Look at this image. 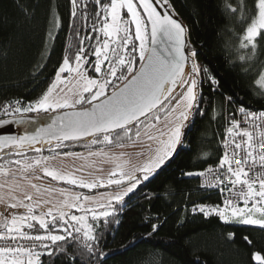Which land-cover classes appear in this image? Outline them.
Wrapping results in <instances>:
<instances>
[{"label": "trees", "instance_id": "obj_1", "mask_svg": "<svg viewBox=\"0 0 264 264\" xmlns=\"http://www.w3.org/2000/svg\"><path fill=\"white\" fill-rule=\"evenodd\" d=\"M253 4L254 0H168L169 10L188 31V48L197 53L196 62L206 67L219 85L211 86L201 73L199 112L194 109L183 146L154 177L113 205L116 211L108 223L94 225L99 248L91 257L85 245L92 242L81 233L74 234L79 238L71 246L65 241H50V246L34 252L39 253V264H258L253 257L256 253L264 256V228L238 220L225 223L218 217L207 219L191 212L197 205L219 204L218 196L200 188L195 175L220 162L229 122L240 108L264 110V91L257 86L264 71V42H258L252 51L241 47L239 39ZM228 6L245 11L233 15ZM76 8L73 17L72 0H0V111L7 106L12 109L10 116L0 120L37 116L15 112L16 102L21 108L34 104L50 87L63 59L67 56L74 61L81 41L85 51L97 44L85 37L102 36L90 31L92 15L99 6L94 0H76ZM82 12L88 14L86 21ZM88 65V75L98 77ZM65 144L69 145L66 149L3 150L0 169L21 168L16 160L33 163L56 152L61 155L63 151L102 148L81 147L79 142ZM5 217L10 218L5 214L0 221V236H19L3 232L8 223ZM37 228L24 225L23 231L29 235L46 233L44 229L37 232ZM47 234L65 235L61 228H52Z\"/></svg>", "mask_w": 264, "mask_h": 264}, {"label": "snow or ice", "instance_id": "obj_2", "mask_svg": "<svg viewBox=\"0 0 264 264\" xmlns=\"http://www.w3.org/2000/svg\"><path fill=\"white\" fill-rule=\"evenodd\" d=\"M94 2L99 6V11L92 15L93 24L90 31L102 33V36H87L85 39H95L97 44L90 45L89 51H85L84 41H81V47L75 53L74 61H70L67 56L63 59L56 72L55 81L43 96L27 107L14 108L17 113L55 112L52 123L46 128H39L32 135L0 138V144L23 148L25 144L31 146L43 141L52 145L55 141L53 149H66L69 145L64 142L77 143L85 140L90 145L120 144L123 146L125 140L131 141L134 138L138 140L142 135L147 136L150 141L156 140L157 137L153 136L148 129H155L163 120L164 124L159 131V143L155 148L154 157L131 171L125 170L122 164H116L107 176L106 185L125 190L114 191L109 196L102 197L100 201L94 200L92 196L76 193L68 194L62 203L48 207L40 206L39 202L35 205L31 203L25 205L22 202L11 203L9 205L11 208L25 207L28 215L20 217L22 222L20 226H17V219L13 217V227L6 226L7 232L9 234L15 232L21 240L32 243L29 246L17 244L15 247H0V264H38L39 253H34L32 249L40 246L46 248L44 241H51L53 244L65 241L71 246L79 238L74 234L81 233L85 240L92 242L85 245L91 257L99 248V237L95 233L94 225L101 221L108 223V218L116 211L113 201L122 202L124 196L131 193L140 183V176L135 173H142L143 179L147 180L149 175L172 155L177 145H182V128L185 127V122L193 109L199 112L202 84L199 79L200 74L203 73L207 77L211 86L219 85L206 67L202 68L196 63L197 53L194 50L186 55V36L182 25L170 14L158 10V5L170 7L168 0H106V2L94 0ZM72 4L71 15L75 17L77 15L76 0H72ZM84 7L87 8V5ZM228 8L233 15L238 11H245L242 7L228 6ZM81 16L85 21L88 19L87 12H82ZM97 24L100 27H97ZM79 31L76 29L75 33L79 35ZM49 36L51 38V32ZM239 39L241 47L252 51H255L258 42H264V0H254L253 7L248 13L247 27ZM189 60L191 64L186 70ZM88 64L92 65L94 74L103 71V75L88 76L87 69L84 67ZM62 74L65 75L62 76ZM73 74H75V84L68 87L65 81ZM261 78H264V74ZM226 99L231 102L232 98ZM16 103L19 104L18 101ZM65 109L67 111L57 112V110ZM241 111L244 110L241 109ZM5 112L7 113L8 109ZM177 112L179 114L174 119L168 120L170 115ZM245 120L253 128L257 127V121L260 127H264V112L259 115L247 112ZM10 122L0 121L4 124ZM226 132L225 148L229 147L228 141L231 140L233 150L231 153L225 151L220 159L219 168L226 169L228 177H234L231 181L233 186L240 184L246 188L233 195L242 196L246 206L249 201L252 205L246 212L238 207L232 208L231 217H241L244 224L264 226V172H258L249 177L243 165L235 168L232 166V161L239 159L241 152L245 153L243 156L245 164L250 158L255 159L254 150L264 148V132L260 134V139L257 141L254 139L253 132L242 128L241 123L234 117ZM237 138L240 142H237ZM36 151L39 152L40 149ZM62 154L65 157L79 156L71 151H63ZM100 154V152H89L90 156ZM55 155L60 153L56 152ZM55 155L36 159L33 163L16 160L15 164L21 165L22 171H26L33 169L35 165H40L42 161L55 159ZM258 155L260 162L264 163V152H259ZM43 170L45 175L53 180L63 181L67 185L78 186L81 189L105 186L102 178L95 177L88 180L84 176H77L71 172L62 174L57 170H49L48 167ZM0 172H4V169H0ZM16 187L20 186L17 184ZM31 187L36 188L37 192L40 191L35 184ZM65 192H67L66 189L61 190L62 194ZM24 198L28 201L32 200L30 194H25ZM0 203H3V197H0ZM49 203L44 201L45 205ZM93 203H96L98 207L87 206ZM226 203L230 206L232 202L229 200ZM36 208H39L38 213ZM72 209L82 214H70ZM199 210L205 215L209 214L204 206H201ZM212 211H217V215L225 221L230 219L225 211H218L215 208ZM254 212L259 213L261 218L252 219ZM244 216L247 218H243ZM49 217L51 223L47 219ZM88 217L91 218V223L87 222ZM29 220L34 223H28ZM24 225L28 229L36 228L38 225L37 232L39 229H44L46 233L29 235L23 231ZM52 228H61L65 235L47 234ZM7 238L13 241L17 239L15 235H9ZM244 239L251 243L247 237ZM34 255L37 257L36 261L32 259ZM24 256L27 257L26 261L23 259ZM5 257L12 258L5 259ZM253 258L258 264H264V256L259 253L254 254Z\"/></svg>", "mask_w": 264, "mask_h": 264}, {"label": "rangeland", "instance_id": "obj_3", "mask_svg": "<svg viewBox=\"0 0 264 264\" xmlns=\"http://www.w3.org/2000/svg\"><path fill=\"white\" fill-rule=\"evenodd\" d=\"M50 38V36H49ZM111 46V44H110ZM193 49L191 47L188 48V54ZM196 61V59H195ZM197 63V62H196ZM191 60H189L188 65H186V70L190 66ZM198 64V63H197ZM90 65H85L84 67L87 69L86 74L88 75V68ZM103 69V65H102ZM264 74V71L263 73ZM65 74H62V76ZM103 75V71L98 73V77ZM89 76V75H88ZM56 77V75H55ZM55 77L52 83L55 81ZM75 74L72 77H69L65 83L68 87H71L75 84ZM262 77V75H261ZM257 82V86L260 87L261 90L264 91V78H261ZM201 78V74L199 79ZM51 83V84H52ZM51 86V85H50ZM63 86V85H61ZM86 95V93H85ZM65 110H57V112H63ZM194 109L192 110V114L189 116L188 120L185 122V127L182 128V145H177L176 149L173 151L172 155L167 157L164 160V163L161 164L158 168L154 170L152 174L149 175L147 180L143 179V174L140 172H136L135 174L140 176V183L133 189L131 193H128L124 196L123 200L129 197L135 190L144 182H147L155 174L165 165L167 160L172 158L175 153L183 146L185 135L187 129L190 125L192 116H193ZM35 115L37 112H34ZM44 113V112H40ZM38 113L37 115H39ZM55 112L49 111L48 114H54ZM179 113L172 114L168 117V120L174 119L176 115ZM164 121L161 120L160 123L157 125L155 129H148V131L153 135L156 136V140H148L147 136L142 135L141 138L136 140H125L123 142V146L120 144H113V145H102L101 149L98 150H84L80 152H75L79 154L78 157H65L63 154L55 155V159H49L46 162L42 161L40 165H35L33 169H28L26 171H22L21 168L13 169L11 171L0 172V197H3V203H0V221L3 219L5 214H8L10 218L7 220V224L2 227L3 232H7V227H13L12 225V218L15 217L17 219V226L21 225L20 217L28 215L27 209L25 207H17L11 208L9 205L11 203H23L25 205L31 203L33 205L39 202L40 206L48 207L51 205H58L62 203L65 197L68 194H76L79 193L81 195H89L94 198L96 201H100L102 197H107L112 194L114 191H124L125 189L120 188L116 189L115 186H107L106 180L107 176L110 171H112L116 164H122L125 167V170H134L145 163L148 162L150 158L154 157L155 148L159 143V131L162 129ZM166 139V137H165ZM55 143L52 142V145L45 144V145H38L33 146V148H42L45 146L53 147ZM81 147H88L90 144H87L84 141L79 142L78 144ZM97 153L100 152V155H89V152ZM52 157V156H50ZM48 167L49 170H57L62 174H67L69 172L77 175V176H84L88 180H92L95 177L102 178L105 182L104 187H97L93 189H81L78 186H70L64 183L63 181L53 180L51 177L45 175L44 168ZM197 176V175H195ZM127 183V181H125ZM20 187L17 188L16 185ZM32 184H35L37 188L40 190L37 192L36 188L31 187ZM52 189H55L52 191ZM66 189L67 192L64 194L61 193V190ZM25 194H30L32 196V200H26ZM15 197V199H13ZM44 201H49L48 205L44 204ZM117 202L113 201V205ZM88 207H98L96 203L87 205ZM111 211V209H109ZM36 212H39V208H36ZM70 214L81 215L82 213L72 209ZM247 218V216H246ZM252 219H260V214L251 216ZM51 223V218H47ZM31 221V220H29ZM239 221V220H238ZM34 223L33 221H31ZM88 223H91V218L88 217ZM241 223V221H239ZM244 224V223H243ZM251 227L257 228H264L260 224H245ZM7 226V227H6ZM52 235V234H50ZM12 257H5V259H11ZM23 259L27 260V257L24 256ZM34 261L37 260V257L34 255L32 257ZM38 264H39V256H38Z\"/></svg>", "mask_w": 264, "mask_h": 264}, {"label": "built area", "instance_id": "obj_4", "mask_svg": "<svg viewBox=\"0 0 264 264\" xmlns=\"http://www.w3.org/2000/svg\"><path fill=\"white\" fill-rule=\"evenodd\" d=\"M17 106H19V104ZM6 109H8L7 113L5 112ZM241 109H243L244 111H241ZM11 111H12V109L9 108V106L4 107V109L0 111V119L5 118L3 116H6L8 114L10 116ZM247 112H253V113H256L257 115H259L261 112H264V110L255 111V110H251V109L240 108L237 111V115L235 117V120L239 121L241 123V127L247 128L249 131H252L254 134V139L259 141L260 134L262 132H264V127L259 126V121H257V127H255V128H253V126L251 124L247 123L245 120V113H247ZM37 114L38 113H36V115ZM231 123H232V121L229 122L228 127L231 125ZM237 142H240L239 138H237ZM228 143H229L228 148H225V143H224L222 156L225 153V151L231 153L233 150L231 140H229ZM259 152H264V148H256L253 152V156L255 157V159L253 160L252 158H250L249 162L247 164H245V161L243 159V156L245 153L241 152L240 158L232 161V166L235 168L238 165H243L245 170L248 171L249 177L254 176V174L258 173V172H264V163L260 162V160H259V155H258ZM249 169H250V171H249ZM200 173H203V175H200ZM200 173L198 174L200 188L205 190L206 192H208L210 194L218 196L219 204H217V205H197V206L191 207V212L192 213H201L207 219L212 218V217H218L219 219H221L219 217V215H217V211H212V209L215 208L218 211H225L226 214L230 217V219L228 221L221 219L223 222L231 223V222L236 221V220L241 221L242 220L241 217H231V210H232V208L238 207L240 209H244L246 212L247 208H250L252 206L251 201H249L247 206H246L243 197L242 196H234L233 193H238L242 189L246 190V188H244V186H242L240 184L233 186L231 181H232V179H234V177H228L226 174V169L219 168V163H218V165L213 166V167H209ZM221 181H222V183H221ZM256 187L258 188V184L256 185ZM229 200L232 202L230 206H228L226 203ZM201 206H204L205 211L209 213L208 215H205L204 213L200 212L199 208ZM255 215H259V213H255V212L252 213V216H255ZM243 218H246V216H244ZM16 237H17V239L15 241H13L11 239L4 238V237L0 236V247H6V246L15 247V246H17V244H19L21 246H29L32 243V242L27 241V240H21L19 238V236H16ZM50 243H51L50 241H44L43 242V244H46L47 247L50 246ZM43 248H45V247L40 246V247H36L32 250H33V252H36V251H39Z\"/></svg>", "mask_w": 264, "mask_h": 264}, {"label": "water", "instance_id": "obj_5", "mask_svg": "<svg viewBox=\"0 0 264 264\" xmlns=\"http://www.w3.org/2000/svg\"><path fill=\"white\" fill-rule=\"evenodd\" d=\"M158 10H160L162 13H168L172 16L173 19L177 20L178 23L182 25V27L185 29V53L186 55L188 54V31L184 24L177 19L172 12L169 10L168 7L164 6H159L158 5ZM189 63V62H188ZM62 113V112H61ZM56 113L54 114H47V115H42V116H22V117H16V118H11V119H5L7 121H11L10 123L4 124L0 123V138H16V137H23L25 135H32L35 134V132L39 128H46L48 125L52 123V118H54ZM4 121V120H0ZM22 121V122H21ZM90 139V138H86ZM84 141V140H82ZM81 142V141H80ZM40 143H45V142H40ZM55 143V141H53ZM68 143V142H64ZM27 145V144H25ZM24 146L23 148H25ZM15 148H20L19 146H13L10 144H0V152L3 150H9V149H15Z\"/></svg>", "mask_w": 264, "mask_h": 264}, {"label": "bare ground", "instance_id": "obj_6", "mask_svg": "<svg viewBox=\"0 0 264 264\" xmlns=\"http://www.w3.org/2000/svg\"><path fill=\"white\" fill-rule=\"evenodd\" d=\"M45 145V144H47V143H35V144H33V145H31V146H29V145H25L26 147H31V148H33V146L35 147V146H38V145ZM199 174V173H198ZM198 174H197V178H198Z\"/></svg>", "mask_w": 264, "mask_h": 264}]
</instances>
